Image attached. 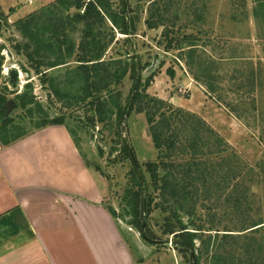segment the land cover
Masks as SVG:
<instances>
[{
  "label": "trees",
  "instance_id": "16d2710c",
  "mask_svg": "<svg viewBox=\"0 0 264 264\" xmlns=\"http://www.w3.org/2000/svg\"><path fill=\"white\" fill-rule=\"evenodd\" d=\"M253 3L252 11L257 18L259 9L264 13V0H253ZM127 13V0H121L117 7L110 0H55L18 20L15 29L21 42H15L13 50L24 58L47 91L48 100L59 108H55L58 114L50 117L27 91L15 95V105L27 114H43L37 129L62 126L71 121L91 129L101 126L113 132L118 141L128 112L142 114L156 151V159L144 165L150 185L136 165L131 147L122 139L116 161L130 160L132 169L120 197L122 216L105 207L112 219L118 222L130 217L127 224L137 230L142 240L154 243L152 239L156 236L148 229L146 218L154 211L167 214L163 234L173 236L174 249L189 264H201L203 256L210 264H264V213L254 192L256 187L264 186V161L253 166L241 161L196 115L150 96L147 89L153 76L143 83L138 63L130 65L121 56L106 58L107 50L118 41L116 34L134 35L135 24ZM147 15V28L162 30L164 52L177 51V57L185 60L190 71L196 70V75L192 73L194 80L221 104L222 97L214 98V94L224 92L222 83L228 79V74H221L222 67L232 58L216 57L203 49L199 51V39L194 34L179 36L180 30L195 26L201 20L198 8L183 4V0H152ZM181 22L183 24L177 27ZM213 37L219 45L217 35ZM256 64L260 72L256 74L251 69L247 82L236 84L239 77L229 78L233 81V93L242 88L247 89L246 95L262 92L264 81L259 74H264V64L261 59ZM62 68L65 72L59 74L60 77L49 75ZM167 73L174 77L172 69ZM127 74L132 76L134 85L126 109L117 88ZM240 76L243 78L244 73L240 72ZM225 92L227 94L228 90ZM254 99L250 100L247 113L257 120L262 119L264 114L256 113ZM246 101L239 97L236 104H226V108L242 119L247 113L240 108ZM7 103L6 96L0 95L1 146L10 145V141L1 139L2 132L10 126L4 112ZM220 207L224 214L217 219L214 209ZM200 214L208 216L210 226L205 220L204 225ZM18 217L24 219L19 209L6 217L12 226L10 234L22 228L17 224ZM222 221L228 224L220 230L218 224Z\"/></svg>",
  "mask_w": 264,
  "mask_h": 264
},
{
  "label": "rangeland",
  "instance_id": "374dc122",
  "mask_svg": "<svg viewBox=\"0 0 264 264\" xmlns=\"http://www.w3.org/2000/svg\"><path fill=\"white\" fill-rule=\"evenodd\" d=\"M54 1L0 0V95L6 96L8 103L5 105L4 112L5 117L10 121V126L2 132L1 139L10 141V145L43 130L37 129L43 114L38 112L27 114L19 109L14 102L15 95L27 91L28 95L34 96L35 101L41 104L44 112L50 117L58 114V109L55 108H59V105H54L48 100V93L43 89L38 77L28 67L24 58L13 50L15 42H21L15 23ZM110 1L115 7L121 3V0ZM151 2L152 0H127V16L131 22H134L136 28L134 35L127 37L116 34L118 41L107 50L106 58L121 56L130 65L138 63L141 68L140 79L143 83L149 76H153L147 89L150 96L196 115L234 150L241 161L252 166L264 161V115L262 119L259 117L257 120L247 113L250 100L255 98L256 113L264 114V88L262 92L256 91L251 95L245 94L247 90L245 88L233 93L234 91H231L233 81H229V78L235 76L239 77L236 84L247 82L246 76L251 69L256 74L260 72L256 63L258 59H261L264 64V13L259 9L257 18L254 17L253 0H183V4L188 6L193 4L198 8L201 20L195 23V26L180 30V38L183 35L194 34L199 39L197 42L199 51L203 49L216 57L221 55L232 58L225 61L222 67L221 74H228V79L222 83L224 92L214 94V98L222 97L223 102L219 104L205 93L204 87L199 82L194 80L196 70L193 68L194 73L190 71L185 60L177 57V51L164 52L162 30L147 28L145 21ZM180 24L182 25L183 22L178 23L177 27ZM214 35H217L219 45H216L213 40ZM170 69L174 72L173 78L167 73ZM63 72H65L64 68L56 69L49 75L60 77L59 74ZM240 72L244 73L243 78ZM260 75L264 81V74ZM133 85L132 76L127 74L117 88L121 95V104L126 109L129 106ZM225 90H228L227 94ZM239 97L248 100L246 105L240 108L241 111L245 109L247 113L242 115V119L235 117L226 108V104H236ZM62 127L69 136H72L70 137L80 157L96 180L102 193V205L114 209L118 216H122L123 203L120 202V197L128 180L127 174L132 169L130 160L123 163L116 161L122 147V139L131 147L136 165L147 185H150V182L144 165L156 159V151L148 136L144 116L136 114L133 110L128 112L121 128L120 141L113 137V132L102 129L101 126L91 129L87 125L83 127L66 121ZM254 192L264 213V186L256 187ZM214 211L217 219L224 214L223 207L216 208ZM167 217L165 213L154 211L146 218L148 229L156 236L152 239L154 243L142 240L137 230L127 224L131 220L130 217L118 220L120 231L136 264H189V261L183 259L174 249L173 236L163 234L164 220ZM204 220L208 223L207 226H210L209 218L205 214L203 223L206 226ZM184 221L188 222L186 218ZM227 224L226 221H222L218 227L221 230ZM206 258L203 256L200 263L210 264Z\"/></svg>",
  "mask_w": 264,
  "mask_h": 264
},
{
  "label": "crops",
  "instance_id": "0c3cea01",
  "mask_svg": "<svg viewBox=\"0 0 264 264\" xmlns=\"http://www.w3.org/2000/svg\"><path fill=\"white\" fill-rule=\"evenodd\" d=\"M15 209L24 230L12 235ZM0 219V264H136L62 126L0 145Z\"/></svg>",
  "mask_w": 264,
  "mask_h": 264
}]
</instances>
